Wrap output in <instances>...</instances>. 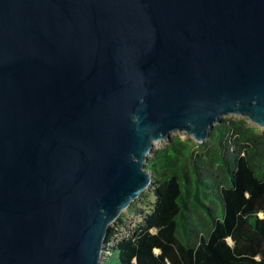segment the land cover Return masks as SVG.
Wrapping results in <instances>:
<instances>
[{
  "label": "water",
  "instance_id": "1",
  "mask_svg": "<svg viewBox=\"0 0 264 264\" xmlns=\"http://www.w3.org/2000/svg\"><path fill=\"white\" fill-rule=\"evenodd\" d=\"M264 127V0H0V264H105L154 142Z\"/></svg>",
  "mask_w": 264,
  "mask_h": 264
},
{
  "label": "trees",
  "instance_id": "2",
  "mask_svg": "<svg viewBox=\"0 0 264 264\" xmlns=\"http://www.w3.org/2000/svg\"><path fill=\"white\" fill-rule=\"evenodd\" d=\"M153 151L154 199L116 241L108 226L105 264H264V130L222 118L203 142L177 134Z\"/></svg>",
  "mask_w": 264,
  "mask_h": 264
},
{
  "label": "rangeland",
  "instance_id": "3",
  "mask_svg": "<svg viewBox=\"0 0 264 264\" xmlns=\"http://www.w3.org/2000/svg\"><path fill=\"white\" fill-rule=\"evenodd\" d=\"M228 117H236V118H246L247 122L251 125L254 126L256 128V131H262L264 130V127H261L255 123H252L251 120L249 119L248 116H240L237 115L236 113H229L223 116V118H228ZM180 135L182 137H187L190 136L188 134H185L184 131L178 132L177 130L172 131L171 132V136L174 135ZM166 141H168L167 139H160L157 141H153L154 142V147H158L162 144H165ZM151 185L149 184L148 187H145L137 196L136 198H133L130 200V202L128 203V205L123 208L121 210V212H119L118 216L116 218H118L119 216L123 217L124 220V224L123 225H119V227L116 226L115 222L117 221V219L115 218L110 225H112L115 229V238L114 241H116V239L120 238L123 235L127 234L128 229L131 227H134L135 224L137 223V221L139 220V214H135V212L133 210L136 209H147V204L149 203V201H151L152 199H154L152 192H151ZM114 241L110 242L109 245H112L114 243ZM108 245V246H109ZM110 249L106 248V252L109 253Z\"/></svg>",
  "mask_w": 264,
  "mask_h": 264
}]
</instances>
